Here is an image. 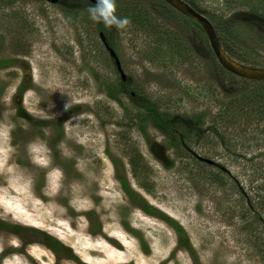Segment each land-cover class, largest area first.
Returning <instances> with one entry per match:
<instances>
[{
    "label": "rangeland",
    "instance_id": "1",
    "mask_svg": "<svg viewBox=\"0 0 264 264\" xmlns=\"http://www.w3.org/2000/svg\"><path fill=\"white\" fill-rule=\"evenodd\" d=\"M183 1L231 60L264 68V15L246 20L264 0ZM86 9L0 0V264H264V82L221 70L162 0H117L127 89L202 117L175 146L117 91Z\"/></svg>",
    "mask_w": 264,
    "mask_h": 264
},
{
    "label": "trees",
    "instance_id": "2",
    "mask_svg": "<svg viewBox=\"0 0 264 264\" xmlns=\"http://www.w3.org/2000/svg\"><path fill=\"white\" fill-rule=\"evenodd\" d=\"M58 4L62 7V9L64 11L69 12L72 10H78V9L80 10L83 8H87L89 6V4H95V3H92L89 0H59ZM170 8L173 9L172 7H170ZM173 10H175V9H173ZM176 12L179 13L178 11H176ZM179 14L182 17H184L186 19V21H189L190 23H192V24H194L200 28L199 24H197L196 22L192 21L191 19L185 17L181 13H179ZM263 15H264V12L262 13L261 16L256 15V14L250 15V18L248 17V19H246V20L249 23H252L251 22L252 19H255V20L257 18L263 19L264 18V17L262 18ZM243 16H244L243 14L242 15L238 14V13L234 14V17L236 20H244ZM96 28H97L98 34L100 32L103 33V35L105 36L106 42H110L112 44V40H110V38H111L112 34L114 33V29H112V30L106 29V28H104V26L102 24H99V23H96ZM219 37H220V35H217L218 40H219ZM219 43H220V41H219ZM223 50L225 51V48H223ZM219 68L221 70H223V68L221 66H219ZM118 78H119V81H118V86L116 88L117 91L127 94L130 101L135 106L144 108L145 109V116L150 119V122L152 123V125L155 126L156 128H158L163 134H166L167 136H171V142L173 145H175V146L180 145L182 148L185 149V147H188V144H189V142H188L189 136H194V137H198V138L202 136L203 131H205V129L201 127L202 117H200L199 115H196L195 117H183L181 115H172V116L164 115V116H162V114L160 112H158V108L153 101L146 98L145 96L138 93L137 91H132V90L127 89L126 85L129 82L128 79L126 81H122L119 77V73H118ZM116 89L110 91L109 95L114 97L115 96L114 91ZM21 112H22L21 108L17 109V114H19L20 116H22ZM124 186H125V190L128 191L126 185H124ZM145 211L147 213L151 214L150 209L148 207Z\"/></svg>",
    "mask_w": 264,
    "mask_h": 264
},
{
    "label": "water",
    "instance_id": "3",
    "mask_svg": "<svg viewBox=\"0 0 264 264\" xmlns=\"http://www.w3.org/2000/svg\"><path fill=\"white\" fill-rule=\"evenodd\" d=\"M51 4H56L59 0H45ZM92 3H95V0H89ZM166 4L170 7L184 15L185 17L191 19L192 21L199 24L203 32L205 33L210 48L214 56L216 57L217 62L219 65L226 70L227 72L246 80H253L264 82V68H256L251 66H246L237 62H234L230 59V57L225 53L222 46L219 43L215 30L209 20L195 11L191 6L185 3L183 0H163ZM99 39L105 49L108 51L109 55L114 59L116 70L119 73L120 79L123 81L125 80V75L121 70L119 61L113 51V49L107 44L105 36L103 33H99ZM189 151V150H188ZM193 155H195L200 161L205 162L206 164H215L212 160L199 157L193 151H190Z\"/></svg>",
    "mask_w": 264,
    "mask_h": 264
},
{
    "label": "clouds",
    "instance_id": "4",
    "mask_svg": "<svg viewBox=\"0 0 264 264\" xmlns=\"http://www.w3.org/2000/svg\"><path fill=\"white\" fill-rule=\"evenodd\" d=\"M86 11L92 22L102 24L109 30L122 31L131 23L128 17L116 14L117 0H95V4H89Z\"/></svg>",
    "mask_w": 264,
    "mask_h": 264
},
{
    "label": "flooded vegetation",
    "instance_id": "5",
    "mask_svg": "<svg viewBox=\"0 0 264 264\" xmlns=\"http://www.w3.org/2000/svg\"><path fill=\"white\" fill-rule=\"evenodd\" d=\"M57 4V3H56ZM201 28V27H200ZM203 31V30H202ZM205 34V33H204Z\"/></svg>",
    "mask_w": 264,
    "mask_h": 264
}]
</instances>
